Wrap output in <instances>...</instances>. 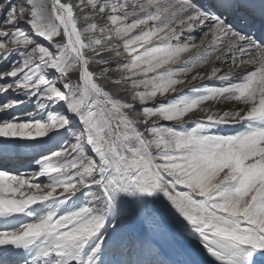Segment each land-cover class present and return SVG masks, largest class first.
Segmentation results:
<instances>
[{
    "label": "snow or ice",
    "instance_id": "obj_1",
    "mask_svg": "<svg viewBox=\"0 0 264 264\" xmlns=\"http://www.w3.org/2000/svg\"><path fill=\"white\" fill-rule=\"evenodd\" d=\"M0 264H264V0H0Z\"/></svg>",
    "mask_w": 264,
    "mask_h": 264
},
{
    "label": "rangeland",
    "instance_id": "obj_2",
    "mask_svg": "<svg viewBox=\"0 0 264 264\" xmlns=\"http://www.w3.org/2000/svg\"><path fill=\"white\" fill-rule=\"evenodd\" d=\"M192 54H194V50H193L192 53H186V54H185V58H187L189 55H192ZM217 66H219V65H217ZM200 70H203V69H200Z\"/></svg>",
    "mask_w": 264,
    "mask_h": 264
}]
</instances>
